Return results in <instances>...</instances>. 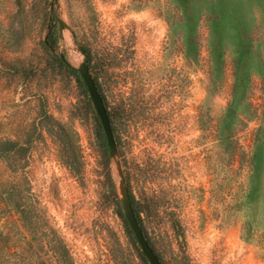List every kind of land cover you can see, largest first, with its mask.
Listing matches in <instances>:
<instances>
[{
    "label": "rangeland",
    "instance_id": "374dc122",
    "mask_svg": "<svg viewBox=\"0 0 264 264\" xmlns=\"http://www.w3.org/2000/svg\"><path fill=\"white\" fill-rule=\"evenodd\" d=\"M123 191L162 264H264V0H0V264H149Z\"/></svg>",
    "mask_w": 264,
    "mask_h": 264
},
{
    "label": "water",
    "instance_id": "95a60500",
    "mask_svg": "<svg viewBox=\"0 0 264 264\" xmlns=\"http://www.w3.org/2000/svg\"><path fill=\"white\" fill-rule=\"evenodd\" d=\"M79 52L84 55V51L82 49H79ZM60 60L65 62L63 56L60 57ZM76 72L78 73L85 86L95 114L100 122L107 149L109 152H113L115 150L114 135L110 125L106 107L97 89L95 81L91 73L89 72V69L85 62L80 64L79 68L76 69ZM120 202L123 209L124 219L129 226L142 255L145 257L149 264H162L144 237L142 229L139 226L134 215L129 195L126 191L122 192V199Z\"/></svg>",
    "mask_w": 264,
    "mask_h": 264
},
{
    "label": "trees",
    "instance_id": "16d2710c",
    "mask_svg": "<svg viewBox=\"0 0 264 264\" xmlns=\"http://www.w3.org/2000/svg\"><path fill=\"white\" fill-rule=\"evenodd\" d=\"M133 208V207H132ZM133 212H134V209H133ZM134 215H135V212H134ZM135 217H136V215H135ZM136 219H137V217H136ZM137 222H138V219H137ZM139 224V223H138Z\"/></svg>",
    "mask_w": 264,
    "mask_h": 264
},
{
    "label": "bare ground",
    "instance_id": "6f19581e",
    "mask_svg": "<svg viewBox=\"0 0 264 264\" xmlns=\"http://www.w3.org/2000/svg\"><path fill=\"white\" fill-rule=\"evenodd\" d=\"M71 57V56H70ZM75 60H73V62H74Z\"/></svg>",
    "mask_w": 264,
    "mask_h": 264
}]
</instances>
